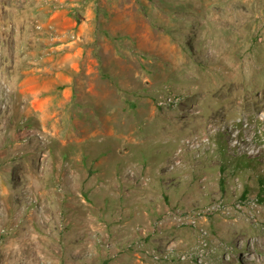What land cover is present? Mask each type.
<instances>
[{
	"label": "rangeland",
	"instance_id": "rangeland-1",
	"mask_svg": "<svg viewBox=\"0 0 264 264\" xmlns=\"http://www.w3.org/2000/svg\"><path fill=\"white\" fill-rule=\"evenodd\" d=\"M259 176L264 0H0V264H264Z\"/></svg>",
	"mask_w": 264,
	"mask_h": 264
},
{
	"label": "trees",
	"instance_id": "trees-1",
	"mask_svg": "<svg viewBox=\"0 0 264 264\" xmlns=\"http://www.w3.org/2000/svg\"><path fill=\"white\" fill-rule=\"evenodd\" d=\"M239 164L250 168H256L258 165L257 159L249 158L247 155H242V157L239 158ZM258 184L260 186H264V176H259L258 178Z\"/></svg>",
	"mask_w": 264,
	"mask_h": 264
}]
</instances>
